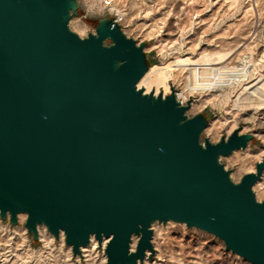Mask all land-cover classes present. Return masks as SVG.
Returning <instances> with one entry per match:
<instances>
[{"label":"water","instance_id":"obj_1","mask_svg":"<svg viewBox=\"0 0 264 264\" xmlns=\"http://www.w3.org/2000/svg\"><path fill=\"white\" fill-rule=\"evenodd\" d=\"M78 7L0 0V217L15 225L25 213L34 239L40 224L63 232L75 256L91 236L107 238L105 264L151 257V225L169 220L264 264V201L253 190L264 159L239 181L220 161L252 133L201 141L208 120L186 113L192 98L137 86L145 42L112 17L82 37L69 26Z\"/></svg>","mask_w":264,"mask_h":264},{"label":"rangeland","instance_id":"obj_2","mask_svg":"<svg viewBox=\"0 0 264 264\" xmlns=\"http://www.w3.org/2000/svg\"><path fill=\"white\" fill-rule=\"evenodd\" d=\"M113 1L107 9L102 0H78L70 28L85 37L95 32L100 18L118 13L122 31L145 42L149 70L138 86L163 94L174 89L182 98L183 91L188 93L192 102L186 113H200L208 120L201 141L208 137L217 142L236 127L252 133L245 148L220 161L234 181L255 171L256 163L264 159V0ZM220 54L225 60L213 68L171 65L180 58L206 61ZM257 181L253 190L264 201V188L255 186ZM25 216L11 226L9 219L0 217V264H103L101 257L92 263L88 256L73 255L63 238L51 232L41 239L28 231L24 234ZM151 227L154 253L140 264H253L198 227L172 220L155 221Z\"/></svg>","mask_w":264,"mask_h":264},{"label":"built area","instance_id":"obj_3","mask_svg":"<svg viewBox=\"0 0 264 264\" xmlns=\"http://www.w3.org/2000/svg\"><path fill=\"white\" fill-rule=\"evenodd\" d=\"M114 1L113 0H102V6L104 8H107V9H111L112 5H113ZM112 18L117 21L118 23L120 22V20L122 19V17L120 15H118V13H115ZM176 97L177 99H179L181 101V103H186L187 100L183 101L182 97L180 96L179 92H176ZM19 217L20 215H18V222H19ZM27 216H25L24 218H26ZM21 220V218H20ZM17 222V223H18ZM9 226H11V223L8 224ZM13 225V224H12ZM40 226V228H39ZM37 229H38V238L41 239V237H46L47 235H50L51 236V233L50 231L47 229V227L44 225V224H40L37 226ZM41 230V232H40ZM24 234L27 233V228L26 226H24V230L22 231ZM42 234V235H41ZM59 238L61 239V234L59 236ZM105 238H103V240L101 241V243H99V241L96 239V243H92V236L90 238V242L89 244L87 245V247L85 249H82L81 248V251H82V257H90L92 259V263H95L97 261V259L99 257H101V262L103 264L106 263V260H107V256H106V252H105V247H106V244H107V241H104ZM61 241L63 243H65V240H64V235H63V239H61ZM77 257H80L79 255Z\"/></svg>","mask_w":264,"mask_h":264},{"label":"bare ground","instance_id":"obj_4","mask_svg":"<svg viewBox=\"0 0 264 264\" xmlns=\"http://www.w3.org/2000/svg\"><path fill=\"white\" fill-rule=\"evenodd\" d=\"M112 8V7H111ZM80 29V28H79ZM219 53V52H218ZM226 54V53H225ZM225 54H224V56H225ZM216 55H217V53H216ZM206 56V55H205ZM224 56H223V54L221 55L220 54V56H218L217 58H214V57H212V55H211V57L210 58H206V61H200L199 59H192V58H190V57H186V58H180L179 60H177V61H179V63H172L171 65H172V67H173V64H176V65H181V66H183V67H187L188 69H190V70H192L193 68H195V67H202V68H213V67H215V66H217V65H219V64H222L223 63V61L225 60L224 59ZM207 57V56H206ZM226 57V56H225ZM177 61H175V62H177ZM148 70H149V68H148ZM148 70L145 72V74L148 72ZM144 74V75H145ZM143 75V76H144ZM142 76V77H143ZM141 77V78H142ZM141 80V79H140ZM139 80V81H140ZM139 83V82H138ZM137 86H138V84H137ZM139 87V86H138ZM139 88H142L144 91H145V88L144 87H139ZM146 93H149V92H154L153 90H151V91H145ZM154 94L155 95H157L158 93H155L154 92ZM164 95H166V94H164ZM182 95H183V101H185V100H187L188 99V97H189V94L188 93H186V92H182ZM213 126H215V124H213ZM212 128H214V129H216L217 127H212ZM241 172V171H240ZM255 186H258V187H261V188H264V173H263V175H262V178L260 179V180H258L257 181V183H256V185ZM20 215H25V213H20ZM39 228H40V226H39ZM41 231V230H40ZM63 232H61V237L63 238ZM107 240V238H105L104 239V241H106ZM97 241H96V238L94 237V236H92V243H96ZM135 243H136V237L135 236H133V240H132V242H131V248L132 249H134V246H135ZM86 246H82L81 248L82 249H84Z\"/></svg>","mask_w":264,"mask_h":264},{"label":"clouds","instance_id":"obj_5","mask_svg":"<svg viewBox=\"0 0 264 264\" xmlns=\"http://www.w3.org/2000/svg\"><path fill=\"white\" fill-rule=\"evenodd\" d=\"M121 63H124V62H121Z\"/></svg>","mask_w":264,"mask_h":264}]
</instances>
